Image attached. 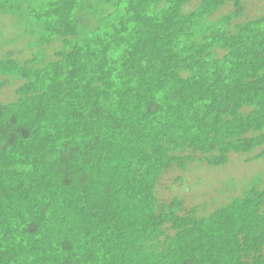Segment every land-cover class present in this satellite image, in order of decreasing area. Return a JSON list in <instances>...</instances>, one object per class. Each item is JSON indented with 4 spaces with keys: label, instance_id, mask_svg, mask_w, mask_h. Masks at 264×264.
<instances>
[{
    "label": "trees",
    "instance_id": "16d2710c",
    "mask_svg": "<svg viewBox=\"0 0 264 264\" xmlns=\"http://www.w3.org/2000/svg\"><path fill=\"white\" fill-rule=\"evenodd\" d=\"M244 3L0 0V264H264L261 180L203 216L156 192L173 167L264 158Z\"/></svg>",
    "mask_w": 264,
    "mask_h": 264
},
{
    "label": "rangeland",
    "instance_id": "374dc122",
    "mask_svg": "<svg viewBox=\"0 0 264 264\" xmlns=\"http://www.w3.org/2000/svg\"><path fill=\"white\" fill-rule=\"evenodd\" d=\"M245 3L244 17L239 20L244 21L261 14H264V0H243ZM198 3L194 2L187 9L194 8ZM231 5L223 7L219 14L229 13ZM6 18L9 26L10 18ZM236 20L233 24H236ZM6 24L1 22V27ZM8 28V27H7ZM2 31V30H0ZM1 46V45H0ZM15 45H8L0 53L2 56L6 51H15ZM14 56H16L14 54ZM3 81L7 78L1 77ZM18 86L17 81L13 84L0 89V102H9L16 99L15 90ZM255 153V152H254ZM250 155L231 154L229 162L224 166H209L206 164L194 163L188 166L186 171L177 167L165 172L156 186L157 196L162 201H169L174 196H178L184 201L186 208L198 206L199 216L207 215L217 207L227 204L231 198L242 195L244 189L253 183L254 178H258L260 185L264 186V158L259 160H248ZM183 177L180 180L179 177Z\"/></svg>",
    "mask_w": 264,
    "mask_h": 264
}]
</instances>
